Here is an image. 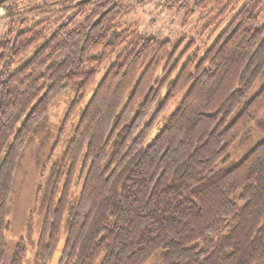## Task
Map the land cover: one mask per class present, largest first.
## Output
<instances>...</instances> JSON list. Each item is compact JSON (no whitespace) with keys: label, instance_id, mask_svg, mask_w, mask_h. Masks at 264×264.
<instances>
[{"label":"trees","instance_id":"trees-1","mask_svg":"<svg viewBox=\"0 0 264 264\" xmlns=\"http://www.w3.org/2000/svg\"><path fill=\"white\" fill-rule=\"evenodd\" d=\"M5 9L0 264L19 162L69 91L48 162L77 123L10 264H264V0L193 1L185 23L223 26L203 53L121 28L109 5L54 25Z\"/></svg>","mask_w":264,"mask_h":264},{"label":"rangeland","instance_id":"rangeland-1","mask_svg":"<svg viewBox=\"0 0 264 264\" xmlns=\"http://www.w3.org/2000/svg\"><path fill=\"white\" fill-rule=\"evenodd\" d=\"M50 1L35 0V5L39 9L48 5ZM193 1L195 0H187L184 4L181 0L180 2L179 0H116L113 3L119 6L117 8L121 28L138 31L143 37L155 38L159 41H171L172 43L193 42L195 49L203 53L219 37L223 26L217 29L215 25L206 28L213 15L206 17V14L201 13L196 14L185 23V16L192 11ZM21 2L22 0H9L6 5L17 6ZM31 8L33 7L21 10L20 16H18L21 22L28 25L42 21H48L54 25L61 16L65 15V10L41 13L39 10L29 11ZM8 19L5 7H0V37L7 32ZM263 24L264 15L260 21V25ZM112 62H107L103 67L98 75L99 81ZM256 92L257 89H254L250 97H253ZM74 98L75 93L72 91L62 95L51 109L49 117L42 128L28 144L19 162L9 206L8 222L10 230L6 235L8 253L5 264H10L11 255L19 240L25 236L30 219H33L36 229H39L42 225L44 217L42 209L43 195L38 196V190L40 188L43 192L47 190L51 167L61 158L62 150L72 137L78 117L65 135L62 147L56 152L54 159L48 162L50 151L58 139L65 114ZM31 256L32 253L29 254L30 258ZM58 257L53 264H56ZM27 264H31V260Z\"/></svg>","mask_w":264,"mask_h":264},{"label":"flooded vegetation","instance_id":"flooded-vegetation-1","mask_svg":"<svg viewBox=\"0 0 264 264\" xmlns=\"http://www.w3.org/2000/svg\"><path fill=\"white\" fill-rule=\"evenodd\" d=\"M115 1L116 0H51L48 5L41 8L45 9L47 8L46 6L52 7L51 11L48 13H51L52 11L65 10V15L61 16L56 22H79L84 20L88 15L96 13L99 8L106 5H109L110 8L119 7L113 3ZM6 3L2 7H6ZM35 3V0H22V2L16 6L17 16H20L21 10H25L29 7L34 8H31L29 11H35L38 9ZM8 20L6 28L9 26L10 19Z\"/></svg>","mask_w":264,"mask_h":264},{"label":"water","instance_id":"water-1","mask_svg":"<svg viewBox=\"0 0 264 264\" xmlns=\"http://www.w3.org/2000/svg\"><path fill=\"white\" fill-rule=\"evenodd\" d=\"M8 0H0V7L3 6ZM17 40V36L15 37V41Z\"/></svg>","mask_w":264,"mask_h":264}]
</instances>
